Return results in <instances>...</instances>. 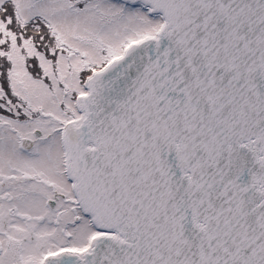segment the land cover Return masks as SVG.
I'll return each instance as SVG.
<instances>
[{
  "label": "snow or ice",
  "instance_id": "snow-or-ice-1",
  "mask_svg": "<svg viewBox=\"0 0 264 264\" xmlns=\"http://www.w3.org/2000/svg\"><path fill=\"white\" fill-rule=\"evenodd\" d=\"M0 264H264V0H0Z\"/></svg>",
  "mask_w": 264,
  "mask_h": 264
}]
</instances>
